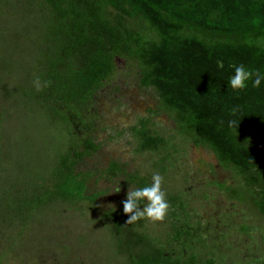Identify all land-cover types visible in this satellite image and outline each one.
Returning <instances> with one entry per match:
<instances>
[{
  "label": "trees",
  "instance_id": "1",
  "mask_svg": "<svg viewBox=\"0 0 264 264\" xmlns=\"http://www.w3.org/2000/svg\"><path fill=\"white\" fill-rule=\"evenodd\" d=\"M3 45L9 56L0 61L7 68L0 75V149L8 127L28 113L42 115L61 135L40 166L16 171L0 163V238L7 244L58 206L97 207L103 191L90 189L96 175L132 189L151 185L155 173L130 170L120 160L101 170L82 168L101 149L91 109L118 59L137 65L141 84L158 92L150 112L167 113L178 137L212 152L233 174L234 183L214 182L220 191L264 218V80L259 88L251 80L241 90L229 87L234 66L264 75V0H0ZM230 120L238 129L229 128ZM149 122L133 130L140 144L162 154L166 140ZM125 199L99 217L125 264H227L170 246L188 225L175 214L187 206L177 195L166 194L176 230L167 238L152 233L144 219L127 224Z\"/></svg>",
  "mask_w": 264,
  "mask_h": 264
},
{
  "label": "rangeland",
  "instance_id": "2",
  "mask_svg": "<svg viewBox=\"0 0 264 264\" xmlns=\"http://www.w3.org/2000/svg\"><path fill=\"white\" fill-rule=\"evenodd\" d=\"M8 56L5 45L1 46L0 61ZM0 66V75L5 76L6 62ZM140 74L137 65L118 59L113 77L97 92L91 109L93 134L102 145L82 168L101 170L115 159L126 162L130 170L159 173L166 179L165 194H175L187 205L175 210L179 222L186 221L188 225H181L183 234L179 233L176 240L170 236L174 250L185 248L198 255L212 254L227 264H264V218L250 204L220 191L214 182L236 181L231 172L220 167L212 152L178 137L167 113L150 112L157 107L159 95L153 87L141 84ZM0 106L5 107L4 100ZM29 116L24 115L14 127H8L6 143L0 149V163L16 171L24 165L40 166L43 159L53 154L61 138L42 115ZM146 118H150L148 127L166 140L162 154L140 144L133 130ZM117 188L119 192L115 191ZM130 188L119 179L109 181L96 175L90 189L103 191L97 207L89 208L85 203L80 207L61 205L53 212L55 217L36 222L17 240L10 238V245L0 238V264H125L100 226L99 217L101 210L115 207L125 199ZM173 219L169 212L162 222L149 221V230L167 238L168 232L176 233Z\"/></svg>",
  "mask_w": 264,
  "mask_h": 264
},
{
  "label": "clouds",
  "instance_id": "3",
  "mask_svg": "<svg viewBox=\"0 0 264 264\" xmlns=\"http://www.w3.org/2000/svg\"><path fill=\"white\" fill-rule=\"evenodd\" d=\"M223 67V63L220 64ZM234 74L229 79V87L233 90H241L248 86V82L252 81L253 88H259L264 75L259 71L246 69L244 65L234 66ZM35 86L39 90L42 85L39 78L35 81ZM229 128L238 129L239 125L235 120L228 122ZM163 177L156 173L152 177L150 186L140 189L130 188L127 192V198L123 201V212L128 214L127 224H135L141 219L152 223L162 222L169 209V203L166 199V194L162 190ZM120 191V188L115 190ZM141 202L143 208L141 209Z\"/></svg>",
  "mask_w": 264,
  "mask_h": 264
}]
</instances>
